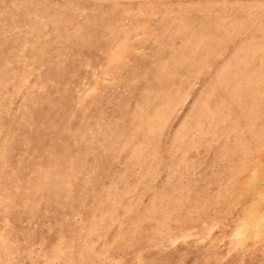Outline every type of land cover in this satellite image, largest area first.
<instances>
[{"label":"rangeland","instance_id":"374dc122","mask_svg":"<svg viewBox=\"0 0 264 264\" xmlns=\"http://www.w3.org/2000/svg\"><path fill=\"white\" fill-rule=\"evenodd\" d=\"M0 264H264V0H0Z\"/></svg>","mask_w":264,"mask_h":264}]
</instances>
